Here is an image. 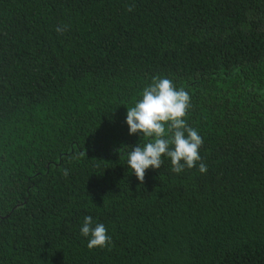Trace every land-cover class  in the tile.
I'll return each instance as SVG.
<instances>
[{"label":"trees","instance_id":"1","mask_svg":"<svg viewBox=\"0 0 264 264\" xmlns=\"http://www.w3.org/2000/svg\"><path fill=\"white\" fill-rule=\"evenodd\" d=\"M153 77L205 173L127 167ZM0 264H264V0H0Z\"/></svg>","mask_w":264,"mask_h":264},{"label":"clouds","instance_id":"2","mask_svg":"<svg viewBox=\"0 0 264 264\" xmlns=\"http://www.w3.org/2000/svg\"><path fill=\"white\" fill-rule=\"evenodd\" d=\"M128 10L132 11L131 5ZM66 30L67 26L56 28L61 34ZM190 100L188 92L183 88L177 89L172 80L153 77L152 82L143 88L141 98L127 109L125 123L128 134L139 133L144 143L131 148L126 165L141 184L146 170L162 166V157L170 158L171 171L177 174L201 161L202 137L184 119L191 106ZM199 171H207L202 162L199 163ZM67 174L65 169L64 175ZM80 235L87 238L89 249H104L111 243L105 225L95 223L90 215L84 217Z\"/></svg>","mask_w":264,"mask_h":264}]
</instances>
